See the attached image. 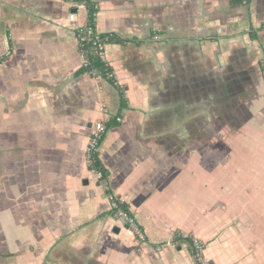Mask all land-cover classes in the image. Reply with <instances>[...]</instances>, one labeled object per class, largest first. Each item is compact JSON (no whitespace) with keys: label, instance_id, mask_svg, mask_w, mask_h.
Instances as JSON below:
<instances>
[{"label":"crops","instance_id":"1","mask_svg":"<svg viewBox=\"0 0 264 264\" xmlns=\"http://www.w3.org/2000/svg\"><path fill=\"white\" fill-rule=\"evenodd\" d=\"M93 1L96 32L128 40L103 58L124 110L75 76L83 4L0 0V264H195L175 233L208 264H264V0ZM116 117L97 180L86 148Z\"/></svg>","mask_w":264,"mask_h":264},{"label":"trees","instance_id":"2","mask_svg":"<svg viewBox=\"0 0 264 264\" xmlns=\"http://www.w3.org/2000/svg\"><path fill=\"white\" fill-rule=\"evenodd\" d=\"M77 3H81L85 6V8L88 11V19H87V25L95 28V16L97 14V6L94 3L93 0H75ZM237 2L232 3V5H236ZM264 28V25L262 26V29ZM100 42H102L105 45H110V44H119V45H124L128 43V40L123 39L119 37L116 34H100L99 35ZM80 52L84 55L85 62L86 64L83 65L75 74L77 75H82L85 73H91L92 75L100 76L106 81L109 82L112 86H114L119 92H120V101H121V110H124L127 108L126 105V100L123 97L122 94V88L119 87L116 83L115 78L112 77V70L106 65V63L103 61V59L94 52L91 43L90 42H82L80 43ZM5 58H3L0 61H3ZM118 117V116H117ZM117 117L114 118L111 122H108L104 125L105 130H109L112 127H116L118 123L116 122ZM87 167L88 170L93 172V173H101V181H106L108 178V172L104 169L102 166L99 156L97 152H93L89 158L87 159ZM105 194L107 198L109 199L110 204L115 205V208H111L110 212L108 215L112 217H118V213L120 211L129 213V207L125 203H120L117 201V199L113 198V194L106 189ZM172 244H180V243H186L190 249L191 255H194V250H193V243H192V238L190 237H185L181 233H175L170 241Z\"/></svg>","mask_w":264,"mask_h":264},{"label":"built area","instance_id":"3","mask_svg":"<svg viewBox=\"0 0 264 264\" xmlns=\"http://www.w3.org/2000/svg\"><path fill=\"white\" fill-rule=\"evenodd\" d=\"M71 19H73V16H70ZM77 38L79 44L82 42H90L91 46L96 54H98L102 59L104 58L105 54V47L106 45L100 42L99 34L96 32L95 28H92L90 26H85L84 28H81L77 31ZM86 62H84V65ZM105 127L103 122H97L93 125L91 138L89 140V143L86 148V161L89 158V156L93 152H97L98 148L104 138L105 135ZM97 180H101V173H94ZM114 199H117L120 203H124L120 198L113 195ZM111 208H115V205H111ZM118 218L121 219L128 227V229L131 231V233L134 235L136 240L139 244H145V238L140 230V227L138 226L135 218L130 214V212L125 213L120 211L118 213ZM183 235V234H182ZM184 236V235H183ZM193 243V250L194 255L192 256L195 264H208L204 258H203V250L204 246L200 242H198L195 239H192Z\"/></svg>","mask_w":264,"mask_h":264}]
</instances>
